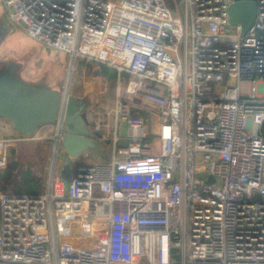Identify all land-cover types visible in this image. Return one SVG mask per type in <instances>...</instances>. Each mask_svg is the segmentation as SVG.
<instances>
[{"label":"built area","instance_id":"built-area-1","mask_svg":"<svg viewBox=\"0 0 264 264\" xmlns=\"http://www.w3.org/2000/svg\"><path fill=\"white\" fill-rule=\"evenodd\" d=\"M1 2L46 48L126 76L129 138L68 192L52 168L42 194L0 193V264H264V0L245 36L235 0ZM23 137L0 139V170Z\"/></svg>","mask_w":264,"mask_h":264},{"label":"rangeland","instance_id":"rangeland-1","mask_svg":"<svg viewBox=\"0 0 264 264\" xmlns=\"http://www.w3.org/2000/svg\"><path fill=\"white\" fill-rule=\"evenodd\" d=\"M166 3L173 13L179 16L173 0H166ZM180 5L182 7V4ZM8 17V11L0 0V19H2L0 20V103L11 107L15 98L31 97L35 90L41 88L52 89L61 94L67 87L71 73L69 96L75 97L74 104L77 106L85 105L89 108L96 102L97 96L85 94V86L90 77L96 75L102 80L99 91L101 103L94 111L98 112L99 109V115L107 116V113L114 109L116 99L124 94L127 84L126 76L123 77L119 86V75H117L116 83L112 85L98 72L96 73L95 68L101 69L100 65H85L76 61L73 64V69L70 70L71 58L65 52L48 49L36 42L28 37L21 26L18 27L9 23ZM245 87L247 84H244ZM89 112L94 114L92 110ZM0 120H4L1 115ZM54 124L57 127V124ZM262 132L264 133V127ZM10 135L11 133L4 135V137L11 139ZM12 135L20 136L17 132L16 134L12 132ZM34 135V131L28 135H22L25 137L16 141L12 146L16 152L13 155V160L18 162L16 168H18L20 177L27 176L29 179H34L30 187H28L30 183L22 185V187L27 188V191L23 192L29 194L40 193L42 187H45L48 168L52 167L55 159L52 146L45 139H33ZM109 135V137L112 136V134ZM98 148L101 157L99 163H110L113 158L112 146L99 141ZM79 165L81 163L77 157L71 158L62 147L59 149L55 173L65 183L67 192L72 182V175ZM65 170L70 171L69 176L65 174Z\"/></svg>","mask_w":264,"mask_h":264},{"label":"water","instance_id":"water-1","mask_svg":"<svg viewBox=\"0 0 264 264\" xmlns=\"http://www.w3.org/2000/svg\"><path fill=\"white\" fill-rule=\"evenodd\" d=\"M256 1L235 0L228 10L231 24L241 27V36L246 35L257 17ZM73 64L71 60L70 70L73 69ZM70 77L66 89L61 94L52 89L41 88L35 90L31 97L15 98L11 107L1 102L0 115L4 120L9 121L14 131L20 135H28L32 131L36 132L42 125L56 123L57 142L71 158H76L87 151H96L97 141L87 119L88 107L77 106L74 104L75 97L69 96ZM98 81V76L91 78L87 90L88 96L97 94ZM235 85L236 80L233 79L230 87ZM120 134L124 139L120 142V146L127 147L129 138L127 122H121ZM65 174L69 176L70 171L65 170ZM210 182H213L212 178Z\"/></svg>","mask_w":264,"mask_h":264},{"label":"crops","instance_id":"crops-1","mask_svg":"<svg viewBox=\"0 0 264 264\" xmlns=\"http://www.w3.org/2000/svg\"><path fill=\"white\" fill-rule=\"evenodd\" d=\"M84 64L87 65L86 63H84ZM92 64H96L97 66L100 65V67L102 65V64H97V63H89L88 65H92ZM95 69H96L95 70L96 73L98 72L99 75H101V69H99V70H97L98 68H95ZM92 77H90L87 85L85 86L86 87L85 88V94L86 95H87V90H88L89 83H90V80ZM98 78H99L98 91H97V94H95V96H97V100L87 109V119H88L89 126L91 127L92 132L95 134V140L97 141V150L96 151L90 150V151H87V152L79 155L77 158H78L79 162L81 163V165L99 164V159L101 158L99 155V148H98L99 141L102 143H108L111 145L113 135L115 134V132H117V131L120 132V130H121V124L119 126V124L117 123L116 116L114 114V109H112L110 112H108L107 116L99 115L100 114L99 109H98V112L94 111V109L96 107H99L100 103H101L100 98H99V91L101 89L102 80L100 79L99 76H98ZM97 104H99V105H97ZM90 110H92L94 112V114H90V112H89ZM103 129H104V131H103ZM12 132H14L16 134L13 127L11 126V123L7 120H0V139H9V138L4 137V135L6 136L9 133H11V135H10L11 138L23 137L21 135L20 136H13ZM56 132H57V127L54 123L45 124V125H42L35 132V135L32 138L33 139H40V140L45 139L48 142V140H50V139H52V137L56 136ZM109 134H112V136L109 137L110 136ZM48 143L52 146V150L54 152V157H55L54 143L51 144V141H49ZM58 153H59V151H58ZM15 154H16L15 148L12 147L9 151L8 161L10 160V162L13 165V169H14V173H15L14 176L11 177L13 180L4 181L1 176L7 171V168L5 170H0V193H14V194H20V195H39V194H42L46 189V186H47V183L49 180V176H50V170L52 168L54 169V173H55L56 161H57L58 154H57L56 158L53 160L52 167L48 168L45 187L43 186L42 191L40 193H37V194H29L27 192H23V191H27L26 190L27 188H24L25 186L22 187V185L30 183V185H28V187H30L32 185L31 182H33L32 180H34V179H29L27 176H25L24 178L20 177V173L17 170L18 168H16L18 162L16 160H13L14 159L13 155H15ZM14 163H16V166H14ZM81 165H79V166H81ZM73 175H72V177H73ZM20 180H22V181H20Z\"/></svg>","mask_w":264,"mask_h":264},{"label":"trees","instance_id":"trees-1","mask_svg":"<svg viewBox=\"0 0 264 264\" xmlns=\"http://www.w3.org/2000/svg\"><path fill=\"white\" fill-rule=\"evenodd\" d=\"M101 77H103L109 83H111L113 85L116 83L117 73L115 71L109 69L105 65H101ZM14 174L15 173H14L13 165L9 160L8 166H7V171L1 177L4 181H11V180H13L11 177H13Z\"/></svg>","mask_w":264,"mask_h":264},{"label":"bare ground","instance_id":"bare-ground-1","mask_svg":"<svg viewBox=\"0 0 264 264\" xmlns=\"http://www.w3.org/2000/svg\"><path fill=\"white\" fill-rule=\"evenodd\" d=\"M66 101H67V98H66Z\"/></svg>","mask_w":264,"mask_h":264}]
</instances>
